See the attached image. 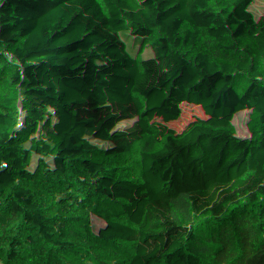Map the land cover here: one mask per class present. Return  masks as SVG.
<instances>
[{
    "label": "trees",
    "instance_id": "1",
    "mask_svg": "<svg viewBox=\"0 0 264 264\" xmlns=\"http://www.w3.org/2000/svg\"><path fill=\"white\" fill-rule=\"evenodd\" d=\"M141 235L143 264H264V0H0V264Z\"/></svg>",
    "mask_w": 264,
    "mask_h": 264
},
{
    "label": "rangeland",
    "instance_id": "2",
    "mask_svg": "<svg viewBox=\"0 0 264 264\" xmlns=\"http://www.w3.org/2000/svg\"><path fill=\"white\" fill-rule=\"evenodd\" d=\"M77 14L80 15V8L75 7ZM211 120L214 123V130L208 138V143L216 151L220 145L227 139L236 137L240 133L239 113L236 110L228 111L222 115L212 114ZM86 171V170H85ZM87 175H91V169L87 170ZM89 180H87L88 182ZM111 187L109 180H104L101 190H107ZM140 245L137 251L129 254H121L114 251L117 264H143L157 250H163V246L156 238L141 235L139 237ZM91 253H82L76 257V260L82 261L89 257ZM191 257L194 264H209L215 258V249L209 243L203 242L196 245L191 251Z\"/></svg>",
    "mask_w": 264,
    "mask_h": 264
}]
</instances>
